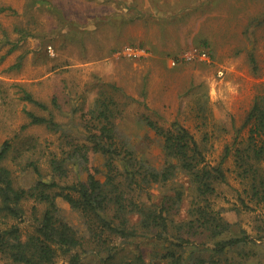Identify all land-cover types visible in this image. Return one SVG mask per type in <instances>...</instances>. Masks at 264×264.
<instances>
[{
    "label": "rangeland",
    "instance_id": "obj_1",
    "mask_svg": "<svg viewBox=\"0 0 264 264\" xmlns=\"http://www.w3.org/2000/svg\"><path fill=\"white\" fill-rule=\"evenodd\" d=\"M123 5L118 6L123 8ZM99 9L100 5L94 7L85 0H0V146L5 140L12 146L1 164L11 171L14 185L28 187L38 178L29 165L30 160L37 162L43 179L48 181L51 178L49 157L59 153L61 143L70 140L59 138L61 131L49 129L44 124H29L22 109L24 105L39 114L51 113L74 141L84 142L86 125H91L88 111L97 100L107 96L112 100V111L118 113L115 120L118 141L126 143L147 164L160 169L168 160L175 162L176 159L167 158L164 137L146 119L163 128L177 121L193 134L205 162L210 165L221 162L224 170L223 179L214 180L213 191L203 198L198 196L191 176L178 168L166 182L153 184L148 189L149 197L142 194L140 200L145 205L164 200L167 216L175 224L191 218L189 211L194 204H210L230 223L220 237L244 234L250 239L226 251L225 256L235 264H264V153L259 158L245 153L250 123L244 125L254 101L264 96V0H239L237 17L222 22L219 27L215 23L217 19L206 20L205 30L208 25L216 31V63L208 45H193L183 50L196 47L209 51L210 59L203 61L214 64L210 81L203 79L194 83L191 80L189 90L182 94L178 103L163 108L150 106L141 93L131 95L117 80L116 84L107 80L108 59L103 56L93 30L85 29L94 21L99 22L98 18L91 17V13ZM102 9L115 10L106 6ZM111 23H114L113 19L105 18L100 24L106 28ZM102 30V37L107 39L109 30ZM126 46L135 47L136 53L125 54ZM126 46L113 50L118 56L141 54L139 46ZM180 54L173 58L179 59ZM193 60L196 59L187 62ZM219 69L223 70L222 75L217 74ZM25 89L48 107L44 109L23 100L21 96ZM25 141L33 142V151L21 145ZM88 144L91 146L90 142ZM17 146H22V151L14 158ZM236 148L243 151L242 157ZM69 165L68 176L57 178L59 182L85 179L87 172L94 168L98 169L95 176L104 180V155L99 151L90 149L86 165L73 162ZM56 202L64 219L84 233L81 214L62 197H57ZM21 204L25 210L24 219L10 217L4 225L16 223L22 231H29L33 227V215L40 216L44 205L31 198ZM33 204H36L34 213ZM170 230L176 233L175 228ZM189 230L191 233H185L190 243L184 257L188 258L193 250L192 254L209 258L214 252V239L200 233L197 226ZM136 239L141 240L146 254L147 251H162L165 245L145 236ZM114 242L120 249V258L129 254L128 249L133 246L120 238ZM90 248L83 250L81 264H110L106 253H96ZM4 262L0 254V264ZM56 264L68 263L61 257ZM156 264L169 263L159 260Z\"/></svg>",
    "mask_w": 264,
    "mask_h": 264
},
{
    "label": "trees",
    "instance_id": "obj_2",
    "mask_svg": "<svg viewBox=\"0 0 264 264\" xmlns=\"http://www.w3.org/2000/svg\"><path fill=\"white\" fill-rule=\"evenodd\" d=\"M250 56L254 62L253 56ZM21 98L41 108L48 107L26 89ZM111 103V98L104 96L88 111L91 125H86L84 142L74 141L73 136L67 134L61 124L51 117V113L39 114L23 106L29 124H44L49 129L61 131L59 138L70 140L59 145L60 155L56 152L49 157L51 178L48 181L43 179L37 162L30 160L29 165H32L38 178L28 187L15 186L11 171L1 164L2 158L12 148L7 140L2 142L0 254L5 259L4 264H56L61 257L68 264H81V254L89 247L96 253H106V260H110V264H156L159 260H165L169 264H235L234 260L225 256L226 251L243 245L250 239L244 234L220 237L230 223L211 208L210 204H194L189 211L191 218L187 222L175 224L167 216L164 200L159 204L149 205L140 200L142 194L149 197L148 189L153 184L166 182L178 168L191 176L196 183L198 196L203 198L213 191L214 180L223 179L221 162L215 165L205 162V156L193 134L177 121L163 128L145 118L164 137L163 148L167 158L176 159L175 162L168 160L160 169L147 164L126 143L118 141L115 121L118 113L112 111ZM246 123H250V128L245 153L259 158L264 153V96L254 101L244 125ZM21 145H25L30 151L34 149L32 141H25ZM21 148L22 146L14 148V158L20 154ZM90 149L104 155V180L95 176L98 169L94 168V171L87 172L85 179H75L70 183L59 182L57 178L65 179L68 176L70 162L86 165ZM236 152L242 157L243 151L236 148ZM57 197L65 199L81 214L85 224L84 233H80L64 219L56 202ZM29 198L44 205L40 216L33 215L32 229L22 231L16 223L4 225L10 217L24 219L25 210L21 202ZM31 209L34 213L36 204ZM194 226L199 228L200 233L214 239V252L209 258L192 254L195 252L193 250L188 258L183 255L190 243L185 233H191L189 229ZM171 227L175 228L176 233L170 230ZM139 236L165 243L163 250L147 251V259L141 240L136 239ZM117 238L133 245L128 249L129 254L125 253L122 258L118 256L120 249L115 246Z\"/></svg>",
    "mask_w": 264,
    "mask_h": 264
},
{
    "label": "crops",
    "instance_id": "obj_3",
    "mask_svg": "<svg viewBox=\"0 0 264 264\" xmlns=\"http://www.w3.org/2000/svg\"><path fill=\"white\" fill-rule=\"evenodd\" d=\"M85 1L101 7L91 13L99 22L94 21L85 29L93 30L103 56L108 59L107 80L114 84L117 80L131 95L141 93L150 106L161 108L178 103L189 90L191 80L210 81L214 65L202 59L190 62L178 59L171 65V58L187 47L204 44L210 46L215 62L216 31L208 25L205 30V22L217 19L215 23L219 27L239 13V0ZM119 4H124L123 8ZM103 6L115 10L108 11ZM105 18L113 19L114 23L102 28L101 19ZM221 18L226 20H218ZM102 29L109 30L107 39L102 37ZM131 44L141 48L140 55L118 56L113 50Z\"/></svg>",
    "mask_w": 264,
    "mask_h": 264
},
{
    "label": "built area",
    "instance_id": "obj_4",
    "mask_svg": "<svg viewBox=\"0 0 264 264\" xmlns=\"http://www.w3.org/2000/svg\"><path fill=\"white\" fill-rule=\"evenodd\" d=\"M123 51L125 54L132 55V54L136 53L137 49L135 47H132V46H126ZM176 59H178V58H172L170 60L172 65H174L176 63ZM179 59H182L185 61H189L192 59L209 60L210 59V53L206 49L192 47V48L183 50L179 56ZM217 74L222 75L223 70L219 69L217 71Z\"/></svg>",
    "mask_w": 264,
    "mask_h": 264
}]
</instances>
